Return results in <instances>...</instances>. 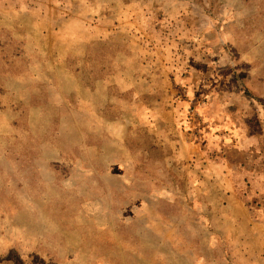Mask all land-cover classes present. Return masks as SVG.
<instances>
[{"label": "rangeland", "instance_id": "1", "mask_svg": "<svg viewBox=\"0 0 264 264\" xmlns=\"http://www.w3.org/2000/svg\"><path fill=\"white\" fill-rule=\"evenodd\" d=\"M0 264H264V0H0Z\"/></svg>", "mask_w": 264, "mask_h": 264}]
</instances>
